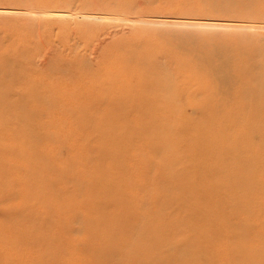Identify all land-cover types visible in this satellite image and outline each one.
<instances>
[{
    "label": "bare ground",
    "instance_id": "6f19581e",
    "mask_svg": "<svg viewBox=\"0 0 264 264\" xmlns=\"http://www.w3.org/2000/svg\"><path fill=\"white\" fill-rule=\"evenodd\" d=\"M211 3L228 12L235 8L234 4L216 0H211ZM31 17L25 23L29 28L35 26V10ZM206 33H198L196 38L209 42L219 35ZM8 47L0 41V52L5 51L6 54ZM32 49L35 54L38 53L36 48ZM129 54L130 58H137L135 62L140 61V68L135 71H129L127 65L118 68L121 75L125 73L130 79L128 82L123 81L120 74L102 72L107 67L104 64L106 59L98 64L97 69L90 61H76V64L68 63L64 70L47 59L38 63L36 55L30 62L22 63L23 56L18 55V67L14 69L16 72L12 70L11 75L5 68L7 60L0 63V123L16 124L3 132L8 137L7 144L0 143V151L6 148L10 151L9 158L16 161L11 167L8 165L10 159L7 161L0 157V206L4 203L2 207L6 213V219L0 223V264H26L21 257L26 238L30 239L26 248H32L37 257L28 264H58L62 247L57 229L68 237L73 230L69 220L71 216L75 217L74 207L82 206L76 204L85 201L91 204L86 211L85 231L88 241L96 239L97 244L86 246L82 254L98 264L121 258L124 254L121 250L125 252L131 237L138 245L134 250L137 264H188L192 260L198 264H214L210 237L212 234L224 237L223 231L238 240L227 244L229 263L264 264V246L259 245L264 239V229L255 230L252 227L254 223L248 206L252 198L240 194L251 193L254 200L255 195L264 197V98L259 99L263 97L262 93L252 86L244 94L234 95L231 92L222 99L227 103V109H223L219 101L211 107L212 99L206 97L203 101L199 100L203 87L197 88L196 98L187 95L194 92V86H177L175 94L169 93L172 81L158 78V66L153 61L158 54ZM168 55L171 57V54ZM253 55L254 52L249 51L242 68L262 66L263 60ZM205 58L203 54L197 58L201 62L196 68L199 72L216 75L214 70L218 72L225 66L224 60L218 67L202 62ZM53 69L63 72L69 80L76 79L77 89L82 88L87 95L96 88L94 100H105L106 107L98 110V105H94L96 101L84 100L78 92L77 95L61 92L66 87L65 82L54 86L52 80L44 81L40 92H54L48 96L39 94L35 83H27L28 77H41L44 71L50 74L57 72ZM234 77L244 79L245 72ZM234 77L221 79V87L228 86L232 90L238 83ZM10 79L13 87L18 86L16 91H11ZM162 94L163 97L160 96ZM256 96L259 102L252 105ZM57 97L81 103L74 114L62 118L68 121L69 126L66 122L61 127L70 129L72 136L76 134L79 139L76 143L64 136L67 132L57 133L56 137L46 132L49 125L57 121L51 111ZM35 101L41 109L35 104L33 107L31 103ZM170 102L177 104L172 106ZM186 107H191L198 116H188L183 111ZM208 110L217 113L219 121H225L226 126L223 138L214 143L208 142L211 136L203 138L208 132L204 128L212 120L202 117ZM250 112L254 114L248 116ZM48 114L53 115L49 123L43 121V115ZM239 114L244 119H239ZM36 129H39L38 134H35ZM71 134L68 133V136ZM61 135L63 141H69L71 152L63 166L56 167L51 159H59L60 155L49 154L39 148L49 146L51 140ZM83 136L90 139L81 143ZM133 153L140 157H134ZM124 157H131V164L121 162ZM117 159L120 161L114 163ZM153 159L162 160L159 169H150L152 171L148 174L138 170L139 163H151ZM197 165L200 166L195 169ZM190 168L196 174L194 180L189 177ZM128 171L134 172L130 178L127 177ZM14 173L23 178L18 183L17 192L11 190L9 182ZM140 173L143 177L137 176ZM202 175L212 179L207 193L212 212L206 211L207 199L198 195V179L204 180ZM134 179L145 183L151 181L152 184L143 194L142 204L136 194L132 196L128 193L129 189L135 188ZM73 186L77 191H70ZM11 197L15 204L6 206ZM146 206L154 207L153 213ZM239 211L244 213L243 219ZM55 217L60 220L58 224ZM218 218L224 221L223 229L207 230L209 224L212 226ZM138 220H142L143 224L138 225ZM125 233L128 238L123 236ZM170 242L176 245V252L166 255L161 249ZM145 245L148 250L142 251L139 247Z\"/></svg>",
    "mask_w": 264,
    "mask_h": 264
},
{
    "label": "rangeland",
    "instance_id": "374dc122",
    "mask_svg": "<svg viewBox=\"0 0 264 264\" xmlns=\"http://www.w3.org/2000/svg\"><path fill=\"white\" fill-rule=\"evenodd\" d=\"M22 1L23 2L19 0H0V41L9 45V50L6 54L5 51L0 52V63H5L4 59L7 60L5 68L8 75L12 74V70L16 72L14 69L17 68L19 64L17 60L18 55H20V57L23 56L21 57L22 63L30 62L33 59V55H36L37 59H35L38 63L42 62V59H47L52 63H56L59 68L64 70L68 63L72 64L75 62L76 64V61H90L93 68L97 69L98 64L106 59L105 63H103L107 67L103 69L102 72L120 74V78L128 82L130 79L126 77L127 75L125 73L121 75V71H119L118 68L122 65H127L129 71H135L140 68V61L135 62L134 60H137V58H130L129 53L135 52L137 56L151 55V53H153L159 55L153 57L154 63L158 66V78L162 79V81L165 78L166 82L172 81L171 89H168L171 94L177 92V86L180 88L194 86L196 87L193 88L194 92L187 94L193 98L197 96L198 89L203 87L199 100L203 101L206 97L212 99L211 107L219 101L223 109H227L228 107L226 105L227 103L225 101L223 102L222 99L227 98L231 92L234 95L244 94L246 90L252 86L257 87L258 92L262 93L263 97L259 99L264 98V0H216V2L219 3L225 2L228 5L234 4L235 8L231 9V12L226 10L228 13L220 8V5L216 7L215 4L211 3V0ZM34 10L36 11L37 17L33 20L35 26L29 28L25 23L28 22L29 19H32L31 15ZM236 24H244L247 26L239 27ZM216 31L220 33H216ZM201 32L203 34L206 32V34L214 33V36L219 35L216 37L210 35L214 38H211L209 42H205L203 39L200 40L196 38V35L198 33L201 34ZM206 39L208 38L206 37ZM119 45L121 46L119 47ZM116 47L119 49H115ZM32 48H36L38 53L35 54V50ZM249 51H253V56L263 60L261 63L262 66L243 65L244 67L242 68V64L249 55ZM168 54H171L172 58ZM201 54H203V57L206 56L205 60L202 59V62H210L213 66L219 67L221 65V60H224L226 61L224 63L225 66L220 68L218 72L214 70V73H217L216 75L199 72L196 68L201 63L197 61ZM196 55L198 56L196 57ZM128 58H130L131 61H129ZM9 67L11 69H9ZM110 68L113 69L110 70ZM53 70L57 72L50 74L44 71L41 77L38 75H36L37 77H28L29 81L27 83H35L39 94L43 93L48 96L54 94V92L52 90L40 92L41 84L44 83V81L48 82L52 80L54 86L58 83L65 82L66 87L61 89V92H65V94L73 92L76 95L78 92L79 97L84 98V100L88 98L90 100L96 99V88L87 95L82 88L77 89L76 79L69 80L64 77L65 74L63 72L57 69ZM243 70L245 72L244 79L234 77L244 73ZM231 76L238 81L237 85H235L232 90L228 86L221 87L220 80L224 77L230 78ZM63 77L66 79H63ZM8 84L11 87V91H16V89H18V86H12L11 79L8 81ZM240 85H242L241 90L239 89ZM22 89L20 93L23 91ZM160 96L163 97V94ZM245 97L246 96H244V98ZM259 99L256 96L252 101V105L259 102ZM99 101L100 100H97V104L95 103L94 105H98V110H102L106 107V101ZM247 101H250V99ZM31 104L33 107L34 104L38 105L39 109H41L38 101L32 102ZM78 104H81L79 100L71 102L61 97H57V100L53 101L51 111L55 113L54 115L57 121L50 124L49 130L46 131L48 134H51V137H56L57 133L61 134L67 132L64 134L65 137H68V139L74 143L78 142L79 139L76 134L72 136L70 129L61 127L66 122L69 126L68 121L62 118H67V115L70 116V114H74L78 110ZM169 104L174 106L177 103L170 102ZM231 105H233V103ZM231 105L228 104L229 107ZM183 111L188 116L194 118L198 116V113L194 112L191 107H186ZM263 113L264 107L262 114ZM36 114L37 113H35V115ZM251 114L254 113L250 112L248 116ZM239 115V119H244L243 115ZM51 116L53 115H43V121H52ZM202 117L204 119H212L209 125L204 128L208 130V132L203 138L211 136L208 140L209 143H214L215 140L223 138L222 135L226 129V126H224L225 121H219L218 114L209 112V110L205 111ZM13 125L16 124L0 123V143L7 144L6 140L8 137H5L3 132L7 130V127ZM38 130L39 129L35 130V134H38ZM68 133L71 135L68 136ZM89 139L88 136H83L81 138V143ZM255 139L258 140L257 138ZM69 144L68 140L63 141L61 135V137L53 141L51 140L49 146L44 145L39 149L41 151L45 150L46 153L49 154L60 155L59 159L52 158L51 161L54 166L61 167L65 163V158L71 152ZM79 150L76 152H79ZM49 154L47 155L50 157ZM9 155L10 151L6 148L0 151V157L3 160L8 161L10 159ZM133 156L136 158L140 157L135 153H133ZM130 158L131 157H124L121 162L129 165V163L131 164ZM117 161L120 160L117 159L113 162L118 163ZM15 163L16 161L14 159L8 161V165L11 167H14ZM159 163L162 164V160L158 162L156 159H153L151 163L141 162L139 163L138 170L148 174L152 171H149L150 169H159ZM198 166L200 165H197L195 169H197ZM190 169L192 171L189 177L194 180L196 174L192 168ZM133 173L128 171L127 177L130 178ZM137 176L143 177L141 173L137 174ZM202 177L205 181L201 178L198 179V188L200 189L198 195L201 198L207 199L209 198L208 196H210L209 194L207 195V193L210 190L209 183L211 184L212 179L211 176L209 177L207 175H202ZM21 178L22 176L18 173H14L10 176L9 182L12 191H18V183L21 181ZM150 182H139L137 179H134L135 188L129 189L128 193L132 196L136 194V196L139 197V203L142 204L144 201L143 194L148 191L152 185ZM70 191L75 192L77 189L73 186ZM240 194L241 196L252 198V202L248 205L251 210V219L254 223L252 227L255 228V230L261 227L264 229V197L260 198L255 195L256 199L254 200V196L251 193L245 194L242 192ZM209 202L210 201L207 199L205 208L207 207L206 211L212 212V209L209 208L211 206ZM13 204H15V200H13L12 197L8 198L6 206ZM3 205L4 203L0 206V223L4 222L6 219V213L2 207ZM76 205L82 206L74 207L73 212L75 217L72 218L71 216L69 220L70 226L73 229L68 236L69 238L65 236L64 232H59L57 229L58 241L62 247V253L59 257L58 264H98L88 257H83L82 254L86 246L93 247L97 244L96 239L90 242L88 241V234L85 231L86 211L91 204L89 201H85L83 203H77ZM146 207L149 209L150 213H153L154 207ZM239 213L243 219L244 213H241V211H239ZM59 221L60 220L57 218L55 219L56 224H58ZM150 222L152 221L150 220ZM137 224L142 225L143 221L138 220ZM224 226V221L218 218L216 222H213L212 226L209 224L207 230L208 228L211 230L215 228L221 231ZM223 234L225 236L223 237L221 235L220 238L215 237L214 234L210 237L211 255L215 257L214 264H239L238 261L237 263L228 262L230 255L226 250L227 244L236 243L238 240L233 237L232 234L226 235L224 231ZM168 235L170 234L168 233ZM123 236L128 238L127 233L123 234ZM25 242L26 243L22 246L21 257L25 259V263L28 264L32 262L31 259H36L37 257L32 248H26V244L30 242V239L26 238ZM128 242L129 245L125 246V252L121 250V253H124L123 256L106 264H137L138 262L136 261L134 250H137L138 245L132 237L128 238ZM170 243L171 244L167 243V245L161 249L166 255H171L176 250V245L172 242ZM216 245L218 248H216ZM259 245L264 246V239L261 240V244ZM139 248H141L142 251L148 250L147 245ZM233 261H235V259H233ZM188 264H198V262L192 260ZM249 264H253V262Z\"/></svg>",
    "mask_w": 264,
    "mask_h": 264
}]
</instances>
